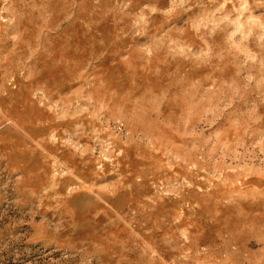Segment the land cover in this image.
I'll use <instances>...</instances> for the list:
<instances>
[{
  "label": "rangeland",
  "instance_id": "1",
  "mask_svg": "<svg viewBox=\"0 0 264 264\" xmlns=\"http://www.w3.org/2000/svg\"><path fill=\"white\" fill-rule=\"evenodd\" d=\"M0 264H264V0H0Z\"/></svg>",
  "mask_w": 264,
  "mask_h": 264
}]
</instances>
